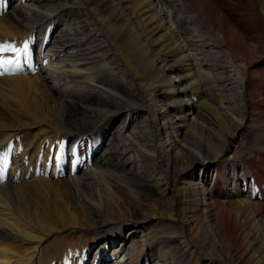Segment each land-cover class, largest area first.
I'll list each match as a JSON object with an SVG mask.
<instances>
[{
	"label": "bare ground",
	"instance_id": "1",
	"mask_svg": "<svg viewBox=\"0 0 264 264\" xmlns=\"http://www.w3.org/2000/svg\"><path fill=\"white\" fill-rule=\"evenodd\" d=\"M0 43V264H264V0H0Z\"/></svg>",
	"mask_w": 264,
	"mask_h": 264
},
{
	"label": "rangeland",
	"instance_id": "2",
	"mask_svg": "<svg viewBox=\"0 0 264 264\" xmlns=\"http://www.w3.org/2000/svg\"><path fill=\"white\" fill-rule=\"evenodd\" d=\"M9 4H13L11 1L7 4V6L9 5ZM9 8H10V6H9ZM19 9V8H18ZM19 10H21L23 13L25 12V10L24 9H19ZM41 42V37L38 39V43H35V44H39ZM40 47V50H36V48H35V45H32V47H31V56H33L34 58V60L36 61L37 60V58H38V56H40L41 55V51H42V47L41 46H39ZM122 67H124V65H122ZM48 84L50 85V86H53V85H55V84H57V81L55 80V78H54V76H53V74H51V73H49L48 74ZM71 86V84H69V83H67V82H65L64 84H63V87L64 88H67V87H70ZM168 91H169V88L167 87H165L164 89H163V93L165 92V100H166V102H167V98H168ZM2 109V111L5 113V111H4V109L3 108H1ZM115 128H116V126H115ZM186 130H187V128L186 127H184ZM115 130V129H114ZM113 130V131H114ZM188 133L190 134V135H194L196 138L197 137H199V133H198V131L197 130H188ZM38 137V136H37ZM35 138L32 142H30L31 144H30V146H35L37 143H38V141L40 140L39 138L40 137H38V138ZM20 139H22L23 141H25V143H26V141L27 140H30L31 138H27V140H24L25 138H20ZM197 139H199V141H201L202 143H204L205 144V139H204V137L201 135V137H199V138H197ZM35 142V143H34ZM121 142H123V140L121 141ZM207 145H210L211 147H212V149H214L213 148V146L211 145V144H209V143H206ZM65 149H67V150H70V149H72V146H71V144H68V145H66L65 146ZM215 150V149H214ZM124 156H126L127 158H131V159H135V156L134 155H131V154H128L127 155V153H125V155ZM134 157V158H133ZM215 165H210L209 166V168L207 169V174L209 175V178L210 179H213L214 178V176H215ZM12 170V168H8V172H10ZM71 173L69 172V169H65V171H64V175H65V177L66 178H69V175H70ZM212 177V178H211ZM22 184H20V185H18V186H21ZM34 196V197H33ZM29 197H31L29 200V204H31L32 206H34L35 205V203H36V199L37 200H39V205H38V208H39V212H40V215H41V220L43 221V222H48L49 221V213L48 212H46L45 210H46V208H45V206L44 205H42V203L44 202V201H41L40 200V197L36 194V195H34V194H31ZM51 222H52V225H54V226H56V220H54L53 218L51 219ZM158 225H154L153 227H157ZM174 229H177L179 232H181V229H180V226L177 224V223H175V222H173V223H169V226H168V230L169 231H171V230H174ZM65 236L66 235V231L64 230V231H60V233H59V235H56V236ZM84 237H87V238H91L92 236L90 235V234H85V236H84V234L82 235V234H79V233H74V234H72V235H70V236H68V238H66L65 240H64V247L65 248H69V246H72V244H74V245H77L79 248L81 247V245H85L87 242H90V240L89 239H84ZM51 239V236L49 237V242L46 244L47 245V248L52 252V253H56L55 251H56V247H58L59 248V245H60V241L59 240H54V241H52V240H50ZM51 241V242H50ZM120 241V240H119ZM118 241V242H119ZM120 243V242H119ZM119 243L117 244V246H116V244H114V246H116V247H113L112 248V250L114 249V248H119L118 246H120L119 245ZM57 248V249H58ZM70 249H72V247L70 248ZM95 250L96 249H93V248H90V251L89 252H87V255H86V259H85V264H93V257H94V252H95ZM89 254V255H88ZM58 261V260H57ZM89 261H91V263H89Z\"/></svg>",
	"mask_w": 264,
	"mask_h": 264
},
{
	"label": "snow or ice",
	"instance_id": "3",
	"mask_svg": "<svg viewBox=\"0 0 264 264\" xmlns=\"http://www.w3.org/2000/svg\"><path fill=\"white\" fill-rule=\"evenodd\" d=\"M6 52L13 53L15 55V59H5L2 55H0V69H3L4 71L8 70V66L18 63L21 54L27 55L28 48L27 45H25L23 49H18L8 43H0V54ZM4 158V156H0V161L4 160Z\"/></svg>",
	"mask_w": 264,
	"mask_h": 264
}]
</instances>
